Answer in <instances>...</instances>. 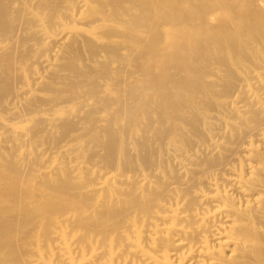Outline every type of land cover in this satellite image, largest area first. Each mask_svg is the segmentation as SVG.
<instances>
[{
  "label": "bare ground",
  "instance_id": "1",
  "mask_svg": "<svg viewBox=\"0 0 264 264\" xmlns=\"http://www.w3.org/2000/svg\"><path fill=\"white\" fill-rule=\"evenodd\" d=\"M0 264H264V0H0Z\"/></svg>",
  "mask_w": 264,
  "mask_h": 264
}]
</instances>
